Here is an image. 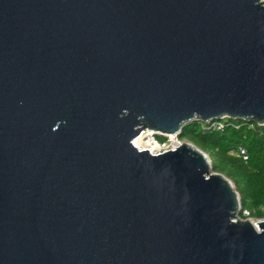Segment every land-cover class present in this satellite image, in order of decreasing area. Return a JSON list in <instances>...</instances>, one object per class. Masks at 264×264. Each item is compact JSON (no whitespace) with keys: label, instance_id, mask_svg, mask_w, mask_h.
Masks as SVG:
<instances>
[{"label":"water","instance_id":"obj_1","mask_svg":"<svg viewBox=\"0 0 264 264\" xmlns=\"http://www.w3.org/2000/svg\"><path fill=\"white\" fill-rule=\"evenodd\" d=\"M264 126V0H0V264H264V222L189 142Z\"/></svg>","mask_w":264,"mask_h":264},{"label":"trees","instance_id":"obj_2","mask_svg":"<svg viewBox=\"0 0 264 264\" xmlns=\"http://www.w3.org/2000/svg\"><path fill=\"white\" fill-rule=\"evenodd\" d=\"M214 123L223 128L216 129ZM179 139L207 154L213 171L233 183L241 201L242 219H247L245 211L251 219L264 218V126L229 118L195 121L183 128ZM240 147L247 151V160L237 155Z\"/></svg>","mask_w":264,"mask_h":264},{"label":"built area","instance_id":"obj_3","mask_svg":"<svg viewBox=\"0 0 264 264\" xmlns=\"http://www.w3.org/2000/svg\"><path fill=\"white\" fill-rule=\"evenodd\" d=\"M208 123H210V122H208ZM213 127H216V129H218V130H220V129L223 128V126H222L221 124L218 125V124H215V123L213 124ZM142 135H146L148 138H150V139L152 140V142H153V147H152L151 150L147 149L146 147L138 148V149H139L140 151L148 150V151H149L151 154H153V155H160V154L166 153V152H168V151H173V150L177 149L179 146H181L183 143L186 142V141H182V140H180L178 137H176V140L173 141V140L170 139L168 136H162V137L167 138V140L164 141V142H161V141H159V139L157 138L158 135H156V134H152L151 132H148V131L143 132V133L140 135V137H141ZM138 138H139V137H138ZM138 138H137V139H138ZM137 139H136V140H137ZM136 140H135V141H136ZM135 141H134V142H135ZM237 155H238L239 157L245 159V160L248 159L247 151H246L244 148H242V147L239 148V150H238V152H237ZM240 215H241V214H240ZM240 215H239V217H240ZM243 215H244L245 217H247V219H242V218L240 217L242 220H250V221L252 222V224L255 226V228H256L258 231H260L257 223L264 222V218H263V219H251V218H249V213L246 212V211L243 212Z\"/></svg>","mask_w":264,"mask_h":264},{"label":"bare ground","instance_id":"obj_4","mask_svg":"<svg viewBox=\"0 0 264 264\" xmlns=\"http://www.w3.org/2000/svg\"><path fill=\"white\" fill-rule=\"evenodd\" d=\"M168 137L170 139H172L173 141L176 140V136L175 135H168ZM135 146L137 148H142V147H146L147 149L151 150L153 147V142L151 141V139H149L146 135H142L141 137H139L135 142H134Z\"/></svg>","mask_w":264,"mask_h":264},{"label":"rangeland","instance_id":"obj_5","mask_svg":"<svg viewBox=\"0 0 264 264\" xmlns=\"http://www.w3.org/2000/svg\"><path fill=\"white\" fill-rule=\"evenodd\" d=\"M150 139V138H149ZM152 141V140H151ZM143 148V147H142Z\"/></svg>","mask_w":264,"mask_h":264}]
</instances>
